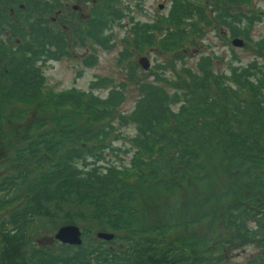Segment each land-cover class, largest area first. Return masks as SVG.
<instances>
[{
  "label": "trees",
  "instance_id": "16d2710c",
  "mask_svg": "<svg viewBox=\"0 0 264 264\" xmlns=\"http://www.w3.org/2000/svg\"><path fill=\"white\" fill-rule=\"evenodd\" d=\"M130 1L0 0V264H264V61L219 73L203 55L168 81L175 92L140 82L128 114L126 83L109 77L46 89L43 65L71 55V34L114 47ZM252 1L173 0L161 38L159 23L137 21L128 44L185 53L219 22L264 58V37L251 34L264 9L245 10ZM75 2L88 4L84 18ZM130 123L133 153L120 163L114 141ZM67 224L82 244L54 237ZM98 231L115 236L91 238ZM233 246L253 249L233 261Z\"/></svg>",
  "mask_w": 264,
  "mask_h": 264
},
{
  "label": "rangeland",
  "instance_id": "374dc122",
  "mask_svg": "<svg viewBox=\"0 0 264 264\" xmlns=\"http://www.w3.org/2000/svg\"><path fill=\"white\" fill-rule=\"evenodd\" d=\"M172 2V0H133L128 2L131 5L130 9H127L128 13L121 22L114 25L112 30L114 47L111 49L106 50L89 41L85 45H77L74 42L75 37L71 34L69 39L71 55L61 60H50L43 65L46 89L60 92L76 87L88 91L91 90L93 81L109 77L113 79L116 86L119 82L126 83L124 88L125 100L119 107V111L128 114L135 107L139 96L138 84L140 82L156 83L164 86L170 92H175L176 88L171 86L168 81L178 78L179 74L182 75L184 80L186 77L181 73L182 66H190L196 71L197 62L203 55L211 56L213 70L219 73H229L231 62L235 65H244L254 59L259 62L264 61L263 56L257 52L253 42L241 37L244 44L242 46L235 45L230 30L219 22L214 23L213 27L205 29L200 37L194 38V42H186L185 53L179 52L177 54L174 51L160 50L159 43L153 47L142 45L143 50L130 46L128 38L133 37V26L137 21L141 23H159V27L155 29V37L158 39L163 36L167 26L162 19L169 13ZM75 3L77 5L75 8L79 10L80 16L84 18L89 10L88 4L84 2ZM69 8L73 9L74 7L71 4ZM251 9H264V0H253L251 5L245 8V10ZM57 16L58 14L55 15V18ZM251 34L254 40L264 37V20L253 26ZM125 47H128L129 50H125ZM89 54L97 55V60L93 65L86 66L84 59ZM158 76H162L163 79L158 80ZM93 90L104 97L109 92V86L103 87L100 85ZM121 133L125 137L114 141V145L122 149L117 150L119 162L129 164L133 153L129 149L131 150L133 147H131L126 137H131L136 133L135 125L133 123L123 125ZM227 176V174H224L218 179V182L227 183ZM183 196L180 195V197ZM174 201H176L175 196L171 198L170 203L172 204ZM98 232L94 233L91 238L98 237ZM252 249L251 246L244 249H241L240 246H233L228 253L232 255L233 261H242L250 254Z\"/></svg>",
  "mask_w": 264,
  "mask_h": 264
},
{
  "label": "water",
  "instance_id": "95a60500",
  "mask_svg": "<svg viewBox=\"0 0 264 264\" xmlns=\"http://www.w3.org/2000/svg\"><path fill=\"white\" fill-rule=\"evenodd\" d=\"M235 45H243L244 40L240 37H236L233 40ZM97 236L102 239L111 240L114 238V233L109 231H99ZM54 237L63 242L68 243L71 245H80L83 242V231L82 229L76 224H67L62 225L57 232L55 233Z\"/></svg>",
  "mask_w": 264,
  "mask_h": 264
}]
</instances>
